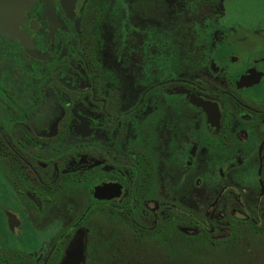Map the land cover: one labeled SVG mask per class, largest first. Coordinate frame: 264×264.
<instances>
[{"label": "flooded vegetation", "instance_id": "af4514ba", "mask_svg": "<svg viewBox=\"0 0 264 264\" xmlns=\"http://www.w3.org/2000/svg\"><path fill=\"white\" fill-rule=\"evenodd\" d=\"M75 238L264 264V0H0V264Z\"/></svg>", "mask_w": 264, "mask_h": 264}, {"label": "rangeland", "instance_id": "374dc122", "mask_svg": "<svg viewBox=\"0 0 264 264\" xmlns=\"http://www.w3.org/2000/svg\"><path fill=\"white\" fill-rule=\"evenodd\" d=\"M248 44L241 49L244 53L249 50ZM206 253L216 252L215 249L207 248ZM227 254L228 252H223ZM230 255H234L230 254ZM229 255V256H230ZM183 248L180 245L170 246L165 250L163 246H156L149 241L146 244H132L129 241L123 242V257L117 264H211L207 262H198L197 258L186 257ZM219 259V257H218ZM108 264H116L115 261H108ZM234 264H245L242 260Z\"/></svg>", "mask_w": 264, "mask_h": 264}, {"label": "water", "instance_id": "95a60500", "mask_svg": "<svg viewBox=\"0 0 264 264\" xmlns=\"http://www.w3.org/2000/svg\"><path fill=\"white\" fill-rule=\"evenodd\" d=\"M83 258V243L75 238L67 247L61 264H80Z\"/></svg>", "mask_w": 264, "mask_h": 264}, {"label": "trees", "instance_id": "16d2710c", "mask_svg": "<svg viewBox=\"0 0 264 264\" xmlns=\"http://www.w3.org/2000/svg\"><path fill=\"white\" fill-rule=\"evenodd\" d=\"M65 253H66V252H65ZM63 259H64V258H63ZM63 259H62V260H63ZM82 259H83V258H82ZM62 260H61V263H62ZM81 262H82V260H81ZM80 264H81V263H80ZM96 264H98V262H96Z\"/></svg>", "mask_w": 264, "mask_h": 264}]
</instances>
